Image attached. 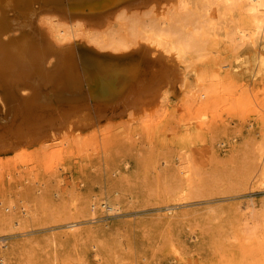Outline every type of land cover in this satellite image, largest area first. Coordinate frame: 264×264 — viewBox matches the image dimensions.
Segmentation results:
<instances>
[{
  "label": "rangeland",
  "instance_id": "rangeland-1",
  "mask_svg": "<svg viewBox=\"0 0 264 264\" xmlns=\"http://www.w3.org/2000/svg\"><path fill=\"white\" fill-rule=\"evenodd\" d=\"M249 7L183 0L168 41L185 46L180 60L145 41L162 34L161 12L133 11L98 33L86 20L70 33L80 73L131 68L128 99L140 104L136 117L121 102L63 124L30 113L0 127L4 264H264V20L255 29ZM109 185L119 212L92 199Z\"/></svg>",
  "mask_w": 264,
  "mask_h": 264
},
{
  "label": "bare ground",
  "instance_id": "bare-ground-1",
  "mask_svg": "<svg viewBox=\"0 0 264 264\" xmlns=\"http://www.w3.org/2000/svg\"><path fill=\"white\" fill-rule=\"evenodd\" d=\"M140 1L139 0H0V127L4 128L5 130V128L9 127L14 120L17 122L16 120L17 118H24V116L30 113L40 114V116L42 117L41 121L45 115L50 117L55 116L58 117L59 121H62L61 123L63 124L65 119H68V117L73 116V114L86 110L90 106L93 108L95 106H101L102 108V106L104 107L106 105L109 107L108 109H111L116 104L118 105V103H120L121 105V102L123 106L121 110H124L123 113L126 112L128 116L136 117V113H137L136 109L139 107L138 105L140 104V102L139 100H136V98L128 99L129 94H131L129 92L130 91L129 87L131 84L134 83L135 80L134 78L135 73L133 72V70L125 66L116 67L112 65H107V64L103 65L97 63L91 65V67H89V69L82 75L80 73V68L76 63L78 60L75 61V58L73 56V52H74L73 49L75 47H73L72 44H66V43H68L70 40V33L77 30L80 26L90 24V22L89 21L87 22L86 20H90L93 22V24H95V26L91 25L92 26L91 30H95L98 33V31L108 28L112 20L122 18L123 16L129 13H134L133 11L143 10L150 13L159 12L158 14H160L161 12L162 16L160 14L161 17L158 18L159 19L158 24L161 25L162 27V29L160 30L162 34L159 33L161 35L158 34L147 35L145 37V41H148V44H151V46H153L154 49L157 50L160 49L161 51L164 52V54L175 55L177 59L180 60L181 56L183 55L185 46L182 43L173 45L170 44L168 41H170L169 39L170 34L177 35L178 33V31L170 29V26H172V24H175L174 16L178 14L179 10L177 9L181 7L183 0H167L168 2L165 1L166 3L164 4H161L163 0L162 1L142 0L141 3ZM246 1H248V4L250 6L249 10L254 15L253 22L255 23L254 25V27H256L255 29L261 28L264 20V0H246ZM169 11H173V14L172 15L167 14L169 13ZM46 30L49 33H46L47 32ZM239 33H240V36L238 35L239 40L241 41H244L245 39L248 40L247 38V36L249 35L248 32L245 33L241 30L239 31ZM250 36L252 37V34H250ZM180 38L183 39V37L179 36L178 39ZM250 40L251 42H253L252 38ZM57 43L60 44L58 45ZM62 44L65 45L62 46ZM115 47H117V45ZM52 59L54 61H52ZM168 64H172V63L169 62ZM158 68L159 67H157V69ZM183 74L182 76L179 77L175 76V78L177 77L180 82L178 84L179 88L184 86L185 76H183ZM158 83L156 85H158ZM135 86H136L135 89H139V91L138 90L137 91L140 93V90L142 91L143 88L140 89L141 87H139V85L138 86L135 85ZM133 88L131 87L132 90ZM159 88L160 87H158V89ZM155 89L158 90L157 88ZM165 91L166 90L160 93L161 95H159L160 97V99H158L159 101L164 100L169 94L168 91L166 92ZM144 97L146 98L147 96ZM143 104L145 103L143 102ZM117 108L119 107L117 106ZM144 112L147 113L148 111L144 110ZM36 118L38 120L39 117ZM58 119H56V121ZM35 120L36 119H34V121ZM34 121L32 118L30 124L33 123ZM46 122H48L47 119ZM83 122L84 121H82V123ZM71 123L72 122H70L69 124ZM48 124L50 123L48 122L45 125ZM66 125L68 126V124ZM26 128L28 129V127ZM72 129L73 128L71 127V130ZM2 134L0 135L3 137L4 134L6 133H4L3 135ZM54 140H50V141L52 142ZM42 143L45 142L42 141ZM259 178L261 179L264 178V172L260 175ZM111 193L116 195L118 194V189H116L113 185H109L106 188H102L100 193L97 195L98 197H94L92 199H95L96 201V199L102 198L106 202H108V206H107L108 210L119 212L121 208L119 206V203L116 202V197L118 198V196H115V199L113 198L111 199L110 197ZM90 201H91L90 208H89V201L86 200L82 205L81 210L86 214L90 215V219H94L95 211L91 210V208L95 207V202H92V200ZM250 201L251 200H249L248 204L251 206L253 204V201L251 202ZM70 225H74V224H70ZM95 244L96 243L93 244L94 248L96 246ZM95 256H98V254H96ZM5 260H6L5 257L1 255L0 263L4 264Z\"/></svg>",
  "mask_w": 264,
  "mask_h": 264
}]
</instances>
